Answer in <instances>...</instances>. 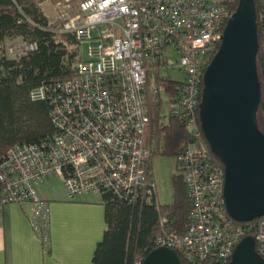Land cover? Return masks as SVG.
Wrapping results in <instances>:
<instances>
[{
	"label": "built area",
	"instance_id": "built-area-1",
	"mask_svg": "<svg viewBox=\"0 0 264 264\" xmlns=\"http://www.w3.org/2000/svg\"><path fill=\"white\" fill-rule=\"evenodd\" d=\"M258 2L264 35V0ZM67 9L57 19L65 21L62 32L79 43L77 75L30 93L31 100L49 103L56 132L46 143L16 144L7 151L0 162V206L30 205L31 226L48 243L49 207L34 186L51 176L60 179L70 201L113 192L131 202L158 203L146 135L151 103L161 98L149 69L167 68L171 48L185 75L170 115L190 134L176 157L191 201L190 222L177 234L162 218L155 249H171L194 264H228L236 245L252 237L263 257L264 216L249 223L229 217L224 170L197 119L204 68L233 14L228 6L212 0H80L73 16ZM35 49L20 38L2 44L3 56L14 60ZM143 262L136 257L133 264Z\"/></svg>",
	"mask_w": 264,
	"mask_h": 264
},
{
	"label": "trees",
	"instance_id": "trees-1",
	"mask_svg": "<svg viewBox=\"0 0 264 264\" xmlns=\"http://www.w3.org/2000/svg\"><path fill=\"white\" fill-rule=\"evenodd\" d=\"M44 1L0 0V162L14 145L46 143L56 132L49 117V103L31 100L30 93L39 87L61 83L77 75L79 43L73 35L62 32V24L57 19L49 21L41 8ZM253 2L258 31L256 68L261 86L256 122L264 135V35L259 24V2ZM219 3L228 6L233 13L239 0H223ZM17 38L35 44L36 49L16 60L3 56L2 44ZM219 46L220 42L217 43V50ZM213 57L214 54L208 57V64ZM164 65L149 69V74L153 75L160 90L166 92L170 99L176 100L181 82L161 76ZM202 90L203 79L201 96ZM197 119L200 125L199 113ZM147 138L154 142L151 159L154 155L176 158L190 142L189 132L177 118L170 115L166 119L162 115L161 101L151 103ZM213 158L223 168L214 154ZM149 165L151 167V160ZM177 172L172 178V202L169 205L131 202L113 192L101 195L105 208V230L94 252L92 264H133L136 257L144 261L155 250V241L162 234V218H166L165 226L171 231L177 234L185 232L190 222L191 201L178 167ZM38 236L43 249L49 252L48 243L42 240L40 234ZM178 257L182 264H194L179 254ZM195 264L221 263L206 260Z\"/></svg>",
	"mask_w": 264,
	"mask_h": 264
},
{
	"label": "water",
	"instance_id": "water-1",
	"mask_svg": "<svg viewBox=\"0 0 264 264\" xmlns=\"http://www.w3.org/2000/svg\"><path fill=\"white\" fill-rule=\"evenodd\" d=\"M257 16L253 0H239L203 74L200 128L210 151L224 170V202L236 223L264 216V135L257 127L261 100L257 75ZM143 264H182L168 248H156ZM229 264H264L254 239L234 248Z\"/></svg>",
	"mask_w": 264,
	"mask_h": 264
},
{
	"label": "crops",
	"instance_id": "crops-1",
	"mask_svg": "<svg viewBox=\"0 0 264 264\" xmlns=\"http://www.w3.org/2000/svg\"><path fill=\"white\" fill-rule=\"evenodd\" d=\"M41 200L49 207V252L31 226L30 205L8 204L0 206V264H92L105 230L101 196L70 201L63 192Z\"/></svg>",
	"mask_w": 264,
	"mask_h": 264
},
{
	"label": "rangeland",
	"instance_id": "rangeland-1",
	"mask_svg": "<svg viewBox=\"0 0 264 264\" xmlns=\"http://www.w3.org/2000/svg\"><path fill=\"white\" fill-rule=\"evenodd\" d=\"M215 2H222L223 0H212ZM57 2V3H56ZM78 1L65 2L64 0H45L41 3V8L45 16L49 18V21L56 20L61 14V10L65 11L67 8L68 16H73L76 13L75 7L78 5ZM221 4V3H219ZM57 5H60V9L56 11ZM234 13V12H233ZM58 15V16H57ZM58 20V19H57ZM61 24L65 21L62 19L58 20ZM169 55L167 58L168 67L164 68L161 76L167 77L172 81L181 82L184 80V73L179 71V67L176 64L177 56L169 49ZM216 54V53H215ZM214 54V55H215ZM208 64V62H207ZM209 65V64H208ZM208 67V66H207ZM152 84L156 87L160 93V98L162 102V115L167 119L171 114V108L174 107V98H169L168 94L156 84V80H152ZM150 129V128H149ZM147 145L150 147L151 151L154 147V142L150 139H146ZM151 156V154H150ZM151 171L153 179L156 186L157 201L160 205H169L172 202V178L178 173L176 158L170 156L154 155L151 159ZM37 195L42 199L43 197H53L58 196L63 193V185L60 179L56 176H51L42 184H37L34 186ZM65 193V192H64ZM229 264V263H228Z\"/></svg>",
	"mask_w": 264,
	"mask_h": 264
}]
</instances>
